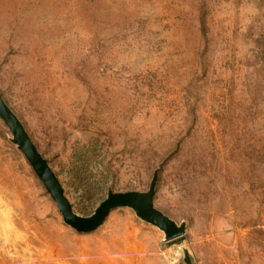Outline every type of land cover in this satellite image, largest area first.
<instances>
[{
    "label": "rangeland",
    "instance_id": "rangeland-1",
    "mask_svg": "<svg viewBox=\"0 0 264 264\" xmlns=\"http://www.w3.org/2000/svg\"><path fill=\"white\" fill-rule=\"evenodd\" d=\"M264 0H0V96L90 216L145 192L192 264H264ZM0 119V264H128L156 228L77 233ZM142 231H141V230ZM129 259H132V257ZM130 263V262H129Z\"/></svg>",
    "mask_w": 264,
    "mask_h": 264
},
{
    "label": "water",
    "instance_id": "water-1",
    "mask_svg": "<svg viewBox=\"0 0 264 264\" xmlns=\"http://www.w3.org/2000/svg\"><path fill=\"white\" fill-rule=\"evenodd\" d=\"M0 119L9 129L11 142L23 154L43 187L55 203L62 221L77 233H92L104 222L110 211L117 208H128L140 221L156 228L163 234V242L168 245L180 246L184 241L185 224H177L172 219L157 210L153 205V197L157 181L155 172L145 192H107L106 198L99 203L88 217H81L72 208L63 194L61 185L50 169L47 161L36 150L20 121L8 108L0 96ZM184 264H192L187 249H182Z\"/></svg>",
    "mask_w": 264,
    "mask_h": 264
},
{
    "label": "crops",
    "instance_id": "crops-1",
    "mask_svg": "<svg viewBox=\"0 0 264 264\" xmlns=\"http://www.w3.org/2000/svg\"><path fill=\"white\" fill-rule=\"evenodd\" d=\"M141 230V229H140ZM142 231V230H141ZM160 231L153 233L152 240H140V242L130 243H119L118 252L131 254L128 257V264H184L182 259L176 257V253L166 252L161 250L158 244L161 240ZM130 262V263H129Z\"/></svg>",
    "mask_w": 264,
    "mask_h": 264
},
{
    "label": "trees",
    "instance_id": "trees-1",
    "mask_svg": "<svg viewBox=\"0 0 264 264\" xmlns=\"http://www.w3.org/2000/svg\"><path fill=\"white\" fill-rule=\"evenodd\" d=\"M256 49L253 50L255 57L261 58L264 61V49L260 47H255Z\"/></svg>",
    "mask_w": 264,
    "mask_h": 264
}]
</instances>
